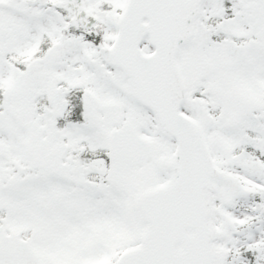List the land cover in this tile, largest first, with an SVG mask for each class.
<instances>
[{
  "label": "snow or ice",
  "instance_id": "6c2138e0",
  "mask_svg": "<svg viewBox=\"0 0 264 264\" xmlns=\"http://www.w3.org/2000/svg\"><path fill=\"white\" fill-rule=\"evenodd\" d=\"M0 264H264V0H0Z\"/></svg>",
  "mask_w": 264,
  "mask_h": 264
}]
</instances>
